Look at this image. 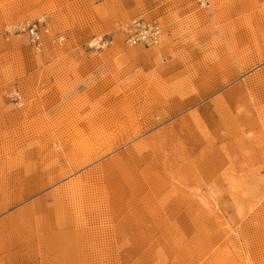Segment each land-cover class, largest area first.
Here are the masks:
<instances>
[{
  "label": "rangeland",
  "instance_id": "obj_1",
  "mask_svg": "<svg viewBox=\"0 0 264 264\" xmlns=\"http://www.w3.org/2000/svg\"><path fill=\"white\" fill-rule=\"evenodd\" d=\"M0 264H264V0H0Z\"/></svg>",
  "mask_w": 264,
  "mask_h": 264
},
{
  "label": "built area",
  "instance_id": "obj_2",
  "mask_svg": "<svg viewBox=\"0 0 264 264\" xmlns=\"http://www.w3.org/2000/svg\"><path fill=\"white\" fill-rule=\"evenodd\" d=\"M204 1V0H201ZM25 33L34 49L42 52L48 44L60 45L65 42V36L55 33L42 19L29 22L16 29ZM120 31L123 43L130 46L152 47L159 45L164 37L165 28L159 19L150 14L132 18L122 24ZM114 43L113 39L98 38L89 43L91 48H104Z\"/></svg>",
  "mask_w": 264,
  "mask_h": 264
},
{
  "label": "bare ground",
  "instance_id": "obj_3",
  "mask_svg": "<svg viewBox=\"0 0 264 264\" xmlns=\"http://www.w3.org/2000/svg\"><path fill=\"white\" fill-rule=\"evenodd\" d=\"M253 120V119H252ZM245 125H246V123H245ZM248 127V126H247ZM250 127V126H249ZM86 141V140H85ZM86 144V143H85ZM78 146V145H77ZM92 146V145H91ZM85 147H86V145H85ZM80 148V147H79ZM93 149V148H92ZM87 150V149H86ZM83 151V150H82ZM90 151V150H89ZM89 151H87V152H89ZM86 152V153H87ZM83 153V152H82ZM91 154H93V153H91ZM89 155V156H88ZM88 155H84L85 156V158L84 159H86L85 161H87L89 158H90V154H88ZM97 155V154H96ZM83 156V155H82ZM91 156H93V155H91ZM99 156V155H98ZM79 157V156H78ZM78 157H77V160H78ZM90 159H93L92 157L90 158ZM82 160V159H81ZM80 160V161H81ZM85 163V162H84Z\"/></svg>",
  "mask_w": 264,
  "mask_h": 264
}]
</instances>
